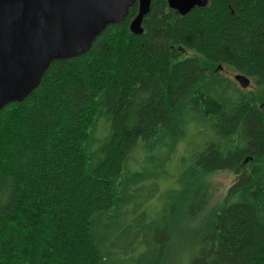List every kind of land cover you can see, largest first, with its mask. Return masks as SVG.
<instances>
[{
	"label": "trees",
	"instance_id": "obj_1",
	"mask_svg": "<svg viewBox=\"0 0 264 264\" xmlns=\"http://www.w3.org/2000/svg\"><path fill=\"white\" fill-rule=\"evenodd\" d=\"M137 13L0 112V264H264V0Z\"/></svg>",
	"mask_w": 264,
	"mask_h": 264
},
{
	"label": "water",
	"instance_id": "obj_2",
	"mask_svg": "<svg viewBox=\"0 0 264 264\" xmlns=\"http://www.w3.org/2000/svg\"><path fill=\"white\" fill-rule=\"evenodd\" d=\"M153 0H0V112L22 102L42 83L56 61L86 54L113 24H122L130 9L138 13L130 22L135 35L144 33V19ZM209 0H168L181 16L205 8ZM244 90L251 80L235 77Z\"/></svg>",
	"mask_w": 264,
	"mask_h": 264
},
{
	"label": "rangeland",
	"instance_id": "obj_3",
	"mask_svg": "<svg viewBox=\"0 0 264 264\" xmlns=\"http://www.w3.org/2000/svg\"><path fill=\"white\" fill-rule=\"evenodd\" d=\"M223 74L226 75L227 77L231 78V79H234V80H235V77L238 75V73L236 71H234L233 69L228 68V67L224 68ZM249 89L256 90V87L253 85V82L251 83V86ZM187 141H183L182 143H180L176 147L173 155H171V161L175 160L176 157H179L181 155H186V153L188 152L189 144H190ZM235 180H236L235 175L230 173V172H217V173L211 174L205 178V185H206V188H207L208 194H209V205L207 207V210H210L211 208L220 204L223 201V199L225 198L229 188L232 186V184L235 182ZM171 185H173V184L169 183V184H167V187L171 186ZM195 223H196V220L191 221V223L185 222L182 225L184 227L186 224L188 226V225H193ZM136 256L137 255H134V257H136ZM186 260H187L186 255H178V251L174 255L168 256V263L169 264H176V263L179 264L180 261L183 262V264H184L186 262Z\"/></svg>",
	"mask_w": 264,
	"mask_h": 264
}]
</instances>
